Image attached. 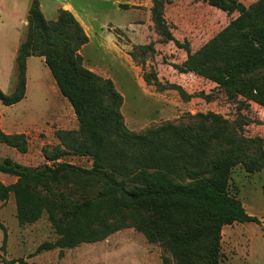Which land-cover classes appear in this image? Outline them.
<instances>
[{
    "label": "trees",
    "instance_id": "1",
    "mask_svg": "<svg viewBox=\"0 0 264 264\" xmlns=\"http://www.w3.org/2000/svg\"><path fill=\"white\" fill-rule=\"evenodd\" d=\"M200 1L228 15L239 14L193 51L188 40L175 38L165 18L172 0H152V20L162 42L173 41L187 54L183 62L170 65L216 83L241 105L264 106V0L250 5ZM27 21L26 39L16 57L15 90L7 94L0 88V100L13 105L25 97L28 58L41 56L78 120L77 129L56 130L58 144L43 147L46 163L32 167L11 157L0 159V172L17 178L8 185L0 181V200L7 202L14 195L20 225L36 223L46 213L58 235L40 244L37 252L58 248L62 257L65 248L100 242L133 227L160 245L165 264H220L225 225L262 223L230 192L229 180L238 165L250 173L263 169V138L244 134V116L230 121L217 113L130 130L122 113L124 98L114 81L84 64L81 49L89 36L75 15L60 8L56 19H48L40 1L33 0ZM129 54L145 66L156 49L151 42ZM144 80L158 91L176 89L187 100L211 98L204 91L191 94L179 84L162 82L154 69ZM0 143L21 153L29 149L25 133L8 134L1 126ZM69 154L90 157L92 166L64 161ZM0 228L4 264H37L22 257L7 260L8 234L1 219Z\"/></svg>",
    "mask_w": 264,
    "mask_h": 264
},
{
    "label": "rangeland",
    "instance_id": "2",
    "mask_svg": "<svg viewBox=\"0 0 264 264\" xmlns=\"http://www.w3.org/2000/svg\"><path fill=\"white\" fill-rule=\"evenodd\" d=\"M13 1L0 0V88L7 94L16 87V57L19 46L26 39L27 6L32 2L17 0L19 8L16 10ZM40 1L48 19L57 17V6L61 3L70 2L73 5L90 37V42L81 49L84 64L114 81L124 98L122 113L130 130L140 131L153 124L197 113H217L230 121L244 116L248 121L244 125V134L264 140V106L256 102L241 105L239 100L228 98L216 83L194 75H181L170 65L183 62L186 53L172 41L162 42L154 28L152 14L149 16L147 13V0H140L144 5L140 11L134 9L133 0ZM239 1L250 5L257 0ZM122 5L127 6L124 8ZM237 15H228L200 0H172L165 8V18L175 38L188 40L192 50L203 46ZM135 20L142 26L118 27L127 26ZM151 42L156 54L149 56L145 66L139 65L129 53L135 46ZM152 69L162 82L179 84L191 94L204 91L210 94V100L200 96L187 100L176 89L158 91L144 80V74ZM0 123L7 132L25 133L29 141L26 153L1 143L0 159L11 157L32 167L47 162L42 149L59 143L56 130L78 128L74 109L61 94L44 57L28 58L26 95L13 105H5L0 100ZM63 160L84 168H90L93 163L90 157L75 154L66 155ZM3 174L0 172V175ZM6 176L0 178L9 183L16 179ZM229 184L230 192L237 196L249 214L257 216L262 223L235 222L225 225L220 264H264V167L261 171L250 173L238 165L231 171ZM0 219L8 234L7 260L22 257L28 263L37 264H56L61 259L76 261L77 264H165L160 245L150 243L142 232L133 227L121 229L100 242L83 243L75 249L65 248L61 257L58 248L37 252L40 244L58 238L46 213L36 223L20 225L12 195L6 203L0 201ZM2 242L3 231L0 229V264H4ZM88 245L89 254L81 257L83 252L79 250L86 249Z\"/></svg>",
    "mask_w": 264,
    "mask_h": 264
},
{
    "label": "crops",
    "instance_id": "3",
    "mask_svg": "<svg viewBox=\"0 0 264 264\" xmlns=\"http://www.w3.org/2000/svg\"><path fill=\"white\" fill-rule=\"evenodd\" d=\"M33 1V0H32ZM40 1V0H39ZM14 2V8L17 10L19 7H18V3H17V0H14L13 1ZM133 2H134V9L135 10H138V11H140V10H142V8L141 7H143L144 5L142 4V3H140V0H138V1H135V0H133ZM204 2V1H203ZM32 3V2H31ZM172 3V2H171ZM171 3H169V4H171ZM205 3H207V2H205ZM208 4V3H207ZM40 5H41V9L43 10V8H42V6H43V4H42V2L40 1ZM152 5H153V2H152V0H147V3H146V7H147V13L149 14V16H151V7H152ZM168 5V4H167ZM166 5V6H167ZM210 5V4H209ZM30 6H31V4H29V6H27V16H28V12H29V9H30ZM210 6H212V5H210ZM212 7H215V6H212ZM60 8H63V9H66V10H69V11H71L74 15H75V17L79 20V18H78V15L76 14V12H75V10H74V8H73V5L70 3V2H65V3H61V5L60 6H57V16H58V10L60 9ZM215 8H217V7H215ZM217 9H219V8H217ZM221 10V9H220ZM221 11H223V10H221ZM223 12H225V11H223ZM226 13V12H225ZM235 13H238V12H234L233 14H235ZM233 14H231V15H233ZM239 14V13H238ZM238 16V15H237ZM236 16V17H237ZM25 18V15L23 16V19ZM57 18V17H56ZM55 18V19H56ZM150 19V18H149ZM150 21V20H149ZM150 22H152V21H150ZM80 23L83 25V27H84V29H85V31L87 32V29H86V26L80 21ZM25 24L26 25H28V21L27 20H25ZM109 24H113V25H116V26H118L117 24H114L113 22H109ZM138 25H140V26H142V24H138V23H136V20L134 21V22H130L127 26H118V27H120V28H125V27H128V26H138ZM88 34V33H87ZM174 35V34H173ZM89 39H90V37H89ZM90 42V41H89ZM171 42V41H170ZM173 42V41H172ZM181 42H183V41H181ZM178 49H180V50H183V49H181V48H178ZM184 52H185V50H183ZM193 51H195V50H193ZM186 53V52H185ZM186 57H187V54H186ZM27 66H28V61H27ZM92 70V69H91ZM179 73V72H178ZM181 75H194V76H197V77H201V76H199V75H195L194 73H186V74H184V73H180ZM203 78V77H202ZM208 80V79H207ZM210 81V80H209ZM212 82V81H211ZM0 126H1V128L3 129V127H2V125H1V123H0ZM6 133H8V134H14V133H11V132H7L5 129H3ZM21 133V132H20ZM1 144V143H0ZM3 144V143H2ZM28 166V165H27ZM6 175H8V174H3V175H0L1 177H8V176H6ZM12 178L13 177H15V176H11ZM10 177V178H11ZM16 178V177H15ZM17 179V178H16ZM16 179H15V181H16ZM0 181L2 182V183H4V184H6V185H8V184H11V183H13V182H15V181H12V182H7L6 180H3L2 178H0ZM13 194L11 193L10 194V196H12ZM1 201V200H0ZM2 203H6V202H3V201H1ZM1 229V228H0ZM83 244V243H82ZM78 247V246H77ZM77 247H75V248H77ZM75 248H70V249H75ZM79 252H83L82 254H81V257H87V254H89V245L88 246H86V249H84V250H79ZM86 253V254H85ZM46 264V263H43V262H39V264ZM49 264H51V263H49ZM56 264H77V262L76 261H68V260H66V259H61V260H59V262L58 263H56Z\"/></svg>",
    "mask_w": 264,
    "mask_h": 264
}]
</instances>
